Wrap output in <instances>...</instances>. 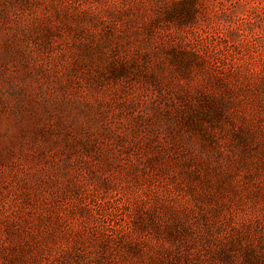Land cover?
<instances>
[{
	"label": "rangeland",
	"instance_id": "1",
	"mask_svg": "<svg viewBox=\"0 0 264 264\" xmlns=\"http://www.w3.org/2000/svg\"><path fill=\"white\" fill-rule=\"evenodd\" d=\"M0 264H264V0H0Z\"/></svg>",
	"mask_w": 264,
	"mask_h": 264
}]
</instances>
